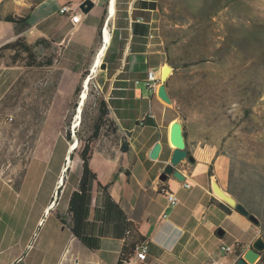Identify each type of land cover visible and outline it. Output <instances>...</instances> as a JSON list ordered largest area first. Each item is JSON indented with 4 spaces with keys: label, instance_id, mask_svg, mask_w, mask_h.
Returning a JSON list of instances; mask_svg holds the SVG:
<instances>
[{
    "label": "rangeland",
    "instance_id": "rangeland-1",
    "mask_svg": "<svg viewBox=\"0 0 264 264\" xmlns=\"http://www.w3.org/2000/svg\"><path fill=\"white\" fill-rule=\"evenodd\" d=\"M43 1L13 0V4L15 10L27 14ZM83 1L55 0L42 10L51 11L64 3L78 9ZM93 1L91 15L98 20L93 41L80 43L86 35L78 31L69 37L72 44L60 43L54 36L44 37L29 29L25 42L33 46L35 60L25 52L15 60L14 51L0 52V222L15 227L25 220L21 217L24 211H13L17 205L27 201L42 205L50 200L54 176L59 170L63 174L75 137L80 144L64 185L53 191L55 203L62 187L59 200L65 205L70 188L83 174L81 152L107 91L103 82L108 72L101 69L90 82L80 125L74 130L84 81L92 73L110 12L111 0ZM139 1L116 0V14L109 26L113 39L104 63L108 64L122 42L120 36L125 31H120L119 25L126 22L128 11L139 8ZM154 15L157 40L169 50L165 65H170L173 73L166 85L175 99L172 105L161 100L171 111L154 136V141L164 146L162 160L166 164L162 166L168 164L173 151L169 124L180 121L187 132L189 155L196 159L199 152L201 160L211 163L210 169L214 171L218 163L228 172L227 195L257 216L264 231V0H157ZM59 17L56 14L54 21ZM227 45H232L231 50H226ZM136 89L138 96L147 97L145 83ZM146 120L141 121L142 126ZM99 140L119 139L103 130ZM143 176L140 166L136 167L135 182ZM26 177L28 187L24 189ZM39 214L37 208L30 217L31 226Z\"/></svg>",
    "mask_w": 264,
    "mask_h": 264
},
{
    "label": "crops",
    "instance_id": "crops-1",
    "mask_svg": "<svg viewBox=\"0 0 264 264\" xmlns=\"http://www.w3.org/2000/svg\"><path fill=\"white\" fill-rule=\"evenodd\" d=\"M54 1L41 2L29 12L30 20L18 25L7 23L5 17H23L26 14L14 9L13 0H0V42L5 40L0 46L18 37L27 40L29 29L39 31L44 37L54 36L60 43L68 41L72 44L69 37L78 31L86 35L79 40L80 43L93 41L98 28V20L91 15L93 10L84 15L80 26L72 29L69 18L59 13V9L67 4H58L51 11L42 10L45 4ZM13 9L15 13H11ZM154 12L141 8L128 11L124 18L126 22L118 27L125 31L120 36L122 42L118 43L107 64L108 73L103 82L107 91L103 98L108 103V118L114 123V135L119 140L98 139L91 145L90 167L101 185H109L106 193L97 182H93L90 192L87 234L98 241L99 249L95 252L90 250L69 227V200L73 191L78 189L82 176L70 188L65 205L62 207L59 196L55 203L53 191L62 184L59 183V170L54 176L47 203L39 205L27 201L24 205H17L13 211H24L21 217L25 220L15 227L0 222V264H118L124 246L127 245V250L131 251L132 245L142 240L150 246L144 264H237L257 239H264L261 225L253 224L235 209L228 213L220 207V198L227 194L228 172L216 164L213 172L222 188L218 197L210 185L211 163L201 160L199 152L195 163L185 160L178 167L185 181L174 177L165 182L160 180L166 166H162L166 164L162 160L164 149L157 161L152 160L150 154L157 143L154 136L171 108L159 98V86L156 91H150L147 85V72L154 70L160 75V69L167 60L164 42L158 41L159 36L155 34ZM56 14L60 17L54 21ZM10 33L15 36H10ZM142 83L147 86V97L137 94L136 85ZM143 119H147L145 126L141 124ZM128 131L132 133L131 137ZM125 141L130 144L128 152L122 150ZM138 166L144 172V178L135 182L134 169ZM27 177L24 189L28 187ZM184 182L190 183L191 188H185ZM1 183L14 190L9 183ZM163 186L177 194L178 206H169ZM37 208L40 214L31 226L30 217ZM58 215L67 224H63ZM219 229L225 231L221 238L216 236ZM38 230L40 232L35 236ZM236 245H239V250L233 253L227 254L222 250L223 246ZM255 264H264L262 254Z\"/></svg>",
    "mask_w": 264,
    "mask_h": 264
},
{
    "label": "trees",
    "instance_id": "trees-1",
    "mask_svg": "<svg viewBox=\"0 0 264 264\" xmlns=\"http://www.w3.org/2000/svg\"><path fill=\"white\" fill-rule=\"evenodd\" d=\"M139 8L146 9V10L147 9L156 10L157 0H140ZM33 9L34 8H32L31 10ZM4 20L7 23L24 25L30 20V13L28 15L26 14L23 17L10 15V16L5 17ZM134 29H136V27ZM25 41L26 40L24 37H18L15 41L6 43L5 45L1 46L0 52L6 51V50L14 51V60L15 58H18L22 52H25L27 57L30 60H35L36 56H35V51H34L33 46L27 44ZM41 41H43V39L38 41V43ZM231 46L232 45H227L225 47L226 50L227 51L231 50L232 48ZM165 50L167 53L169 52L167 48H165ZM52 62H53L52 60H48V64H52ZM186 66H189V65H186ZM169 81L170 79H168L167 82ZM77 90L79 91V88ZM172 99L175 100L173 97ZM108 116H109L108 103L104 98H102L99 104V116L94 125L92 135L90 136L89 140L86 141L84 148L81 152L83 174L79 182L78 189L73 191V193L71 194V197L69 200V206H68V213L70 215L69 227H70L71 232L86 247H88L90 250L94 252L99 249V243L97 240H95L93 237H90L87 234L88 205L90 203L91 187H92L93 182H97L98 186L107 193L109 185L107 186L101 185L100 181L98 180L97 174H95L90 167V160L93 155L92 153L93 149L91 145L93 142L97 141L100 138L107 122L109 123L108 131L111 132L112 134H115L116 127L114 123L109 120ZM67 137L69 140H71V132H68ZM185 137L187 138L186 131H185ZM71 157L73 160L74 153L71 154ZM209 175H210V185L212 188V192L214 195L219 197L221 195L222 188L220 187L217 179L215 178V175L212 169L209 170ZM61 189L62 187L59 189V196L61 193ZM240 203L242 202L240 201ZM58 217L63 224H67L60 215H58ZM142 241H145V240H142ZM135 244L136 243L132 245L131 251L127 250V245L124 246L118 264H127L130 261V258L134 255ZM238 248H239V245H236V251L239 250ZM261 254L263 255V260H264V251Z\"/></svg>",
    "mask_w": 264,
    "mask_h": 264
},
{
    "label": "water",
    "instance_id": "water-1",
    "mask_svg": "<svg viewBox=\"0 0 264 264\" xmlns=\"http://www.w3.org/2000/svg\"><path fill=\"white\" fill-rule=\"evenodd\" d=\"M95 8V2L93 0H84L79 4V9L84 15H88L93 9ZM102 70L107 69V64L103 63ZM169 70H173V68L170 65H166L164 67L163 75L161 82L162 84L159 86L158 90V96L161 100L166 102L167 104L172 105L173 99L168 92L166 82L170 78L168 76L166 78V73ZM128 136L131 137L132 133L127 132ZM170 141L177 146L176 149H173V153L171 155L170 161L164 168V173L161 175L160 180L165 182L167 181L170 177H174L179 181H185V176L179 171L178 167L179 165L185 161L189 160L191 163H195L196 159L194 156L189 155V151L187 150V141L185 137V131H184V126L180 121L175 120L174 124L171 129V136H170ZM164 149V146L161 142H157L150 154V158L152 160H159L161 153ZM73 150V149H72ZM72 150H69L68 152V164L66 167V170L70 169V163L73 161L71 154ZM122 150L124 152H128L130 150V144L128 141H125L122 145ZM64 175H62V184L64 183ZM224 202H221L220 207L230 213L232 209H235L238 213L243 215L244 217L248 218L253 224L260 226L261 221L258 219L257 216L252 214L249 209L246 208L242 203L237 202L234 198L231 196L227 195L223 197ZM225 234V231L223 229H219L216 233V236L221 238ZM264 251V239L260 237L257 239L251 249H249L243 256L242 259H240L237 264H255L257 260L261 257V253Z\"/></svg>",
    "mask_w": 264,
    "mask_h": 264
},
{
    "label": "built area",
    "instance_id": "built-area-1",
    "mask_svg": "<svg viewBox=\"0 0 264 264\" xmlns=\"http://www.w3.org/2000/svg\"><path fill=\"white\" fill-rule=\"evenodd\" d=\"M59 13L60 15L69 18V21L74 28L80 26L83 23L84 14L81 12L79 7L78 9H75L72 4H67L62 6L59 9ZM160 82H161L160 75H158L156 71L149 70L147 72V85L150 91H156L157 87L160 86ZM141 124H143V122ZM108 129H109V123L107 122L104 127V130L108 131ZM184 186L185 188H191L190 183L184 182ZM162 188H164L163 193L167 199L169 206L170 207L178 206L180 200L177 194L169 190L166 186H163ZM221 202H224V200L221 199ZM149 250H150V246L147 241L137 242L134 246V255L130 258V261L127 264H130V262L132 261L135 262V264H144L148 259ZM222 250L223 252L230 254L236 250V247L223 246Z\"/></svg>",
    "mask_w": 264,
    "mask_h": 264
},
{
    "label": "bare ground",
    "instance_id": "bare-ground-1",
    "mask_svg": "<svg viewBox=\"0 0 264 264\" xmlns=\"http://www.w3.org/2000/svg\"><path fill=\"white\" fill-rule=\"evenodd\" d=\"M115 3H116V0H111L110 1V12H109L108 20H107V23H106V26H105L104 32H103L104 38H103L101 46L99 47V49L97 51L96 57L94 59V62H93V65H92V73L88 77V79H86V81H84V91L82 92V96L80 98V103H79V108L77 110L78 112H77V115L75 117L74 130H76V128L80 125V119H81V116H82V113H83V107L85 106L86 101L88 99V91H89L90 82L93 79V77H95L98 74V72L101 70L102 64L104 63V59H105V57L107 55V52H108V50H109V48L111 47V44H112L113 34L110 31L109 26H110V23L113 21V18H114L115 14H116V5H115ZM165 66L166 65H164L161 68V70H160V78L161 79H162V75H163V71H164V67ZM172 73H173V70H169L166 73V78L168 76H170ZM174 121H171L170 124H169V127H168V138H169V143H170L169 145L173 149H176L177 146L174 145L170 141L171 129H172V126L174 124ZM76 140H77V142H76ZM79 144H80V142L75 137L74 141L70 145V150L73 149L72 153H74L75 149L79 146ZM66 159H67L66 162H68V155L66 156ZM70 166L71 167L73 166V162L70 163ZM66 167H67V165L62 170L63 174H61V177L59 179V183H62V175H64V177H65V173L67 172ZM65 179L66 178H64V181H65ZM224 196H227V194L223 195L222 199H223Z\"/></svg>",
    "mask_w": 264,
    "mask_h": 264
},
{
    "label": "flooded vegetation",
    "instance_id": "flooded-vegetation-1",
    "mask_svg": "<svg viewBox=\"0 0 264 264\" xmlns=\"http://www.w3.org/2000/svg\"><path fill=\"white\" fill-rule=\"evenodd\" d=\"M171 158V157H170ZM166 167V166H165ZM164 173V170L162 171V174Z\"/></svg>",
    "mask_w": 264,
    "mask_h": 264
}]
</instances>
